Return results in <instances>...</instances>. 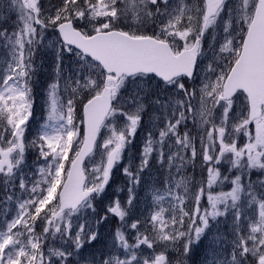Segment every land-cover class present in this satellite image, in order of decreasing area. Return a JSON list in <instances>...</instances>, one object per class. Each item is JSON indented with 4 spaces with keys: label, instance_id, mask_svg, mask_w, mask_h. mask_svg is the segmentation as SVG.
Instances as JSON below:
<instances>
[{
    "label": "snow or ice",
    "instance_id": "1",
    "mask_svg": "<svg viewBox=\"0 0 264 264\" xmlns=\"http://www.w3.org/2000/svg\"><path fill=\"white\" fill-rule=\"evenodd\" d=\"M0 264H264V0H0Z\"/></svg>",
    "mask_w": 264,
    "mask_h": 264
},
{
    "label": "rangeland",
    "instance_id": "2",
    "mask_svg": "<svg viewBox=\"0 0 264 264\" xmlns=\"http://www.w3.org/2000/svg\"><path fill=\"white\" fill-rule=\"evenodd\" d=\"M45 6L47 7L49 4H56L57 0H43ZM49 82V71L43 70L39 73V80L36 87V106H35V112L34 115L36 117V122H33V130L36 127L37 122L40 120V118L43 115V103H44V91L47 86V83ZM254 127V126H253ZM143 141V133H140L137 137V142L141 143ZM98 159V156H97ZM32 161V157H30V162ZM88 166L90 167L89 161L87 162ZM155 175V172L153 173ZM199 175V169H197V176ZM118 179H120V176L118 174ZM224 190H228L226 187ZM143 207V204L141 205Z\"/></svg>",
    "mask_w": 264,
    "mask_h": 264
},
{
    "label": "trees",
    "instance_id": "3",
    "mask_svg": "<svg viewBox=\"0 0 264 264\" xmlns=\"http://www.w3.org/2000/svg\"><path fill=\"white\" fill-rule=\"evenodd\" d=\"M115 179H116V181H117V183H120V184H122L123 183V180H122V178L120 177V179H118V173L116 174V177H115ZM115 186V185H114Z\"/></svg>",
    "mask_w": 264,
    "mask_h": 264
},
{
    "label": "water",
    "instance_id": "4",
    "mask_svg": "<svg viewBox=\"0 0 264 264\" xmlns=\"http://www.w3.org/2000/svg\"><path fill=\"white\" fill-rule=\"evenodd\" d=\"M86 161V160H85Z\"/></svg>",
    "mask_w": 264,
    "mask_h": 264
}]
</instances>
